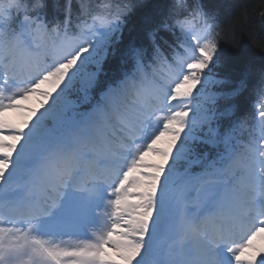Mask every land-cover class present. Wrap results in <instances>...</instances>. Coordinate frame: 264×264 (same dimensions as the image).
<instances>
[{"label":"snow or ice","instance_id":"1","mask_svg":"<svg viewBox=\"0 0 264 264\" xmlns=\"http://www.w3.org/2000/svg\"><path fill=\"white\" fill-rule=\"evenodd\" d=\"M141 5H0V264H264V66L203 0L125 42Z\"/></svg>","mask_w":264,"mask_h":264},{"label":"trees","instance_id":"2","mask_svg":"<svg viewBox=\"0 0 264 264\" xmlns=\"http://www.w3.org/2000/svg\"><path fill=\"white\" fill-rule=\"evenodd\" d=\"M56 1L63 6V0ZM203 1L219 13V19L225 24L232 20L239 23L235 35L221 44L225 54V68L222 71H230L234 78H238L249 66L253 69L264 66V18L260 15L264 11V0ZM168 2L169 0L142 1V5L129 16L124 33L125 42L136 38L150 20L157 19L161 6ZM47 4L50 6L51 0H47ZM114 64L115 61L112 62ZM247 106L248 102L241 108Z\"/></svg>","mask_w":264,"mask_h":264}]
</instances>
